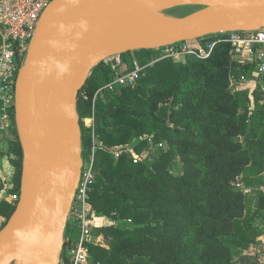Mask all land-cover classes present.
Returning a JSON list of instances; mask_svg holds the SVG:
<instances>
[{
  "label": "trees",
  "instance_id": "obj_1",
  "mask_svg": "<svg viewBox=\"0 0 264 264\" xmlns=\"http://www.w3.org/2000/svg\"><path fill=\"white\" fill-rule=\"evenodd\" d=\"M177 8L185 12L177 16L180 18L201 6ZM229 48V43L224 42L206 58L191 56L190 66L183 70L175 66L171 57L156 59L151 65H148L150 57L144 58L140 61L143 66L140 77L133 86H121L117 91L105 88L97 93L94 103L93 96L113 79V73L102 63L89 73L76 99L82 158L94 148V180L88 196V214L89 217H109L115 225L91 228L88 263L123 264L126 252H115L114 247L116 244L126 247L131 239L124 236L130 233L135 235L134 242L131 241L135 247L153 242L155 247L161 248L163 236L178 230L179 225L173 226L171 221L180 215L174 212L172 217L169 214L156 217L157 205L163 200L176 199L191 209L184 216V222L194 226L192 234L196 247L201 249L199 260L203 264L236 261L264 264L256 251H246L258 243L259 232L255 225L257 220L263 219L264 197L257 192L255 207H251L243 188L238 185L241 173L264 179V92L232 94L228 90V75L240 72L237 63L229 61ZM192 77L206 79V84L199 89L197 103H191L193 91L182 90ZM83 92L87 93L86 98ZM92 113L93 136L83 125L84 118ZM13 133L14 138L5 152L14 169L6 193L19 195L23 151L16 128ZM134 137L139 138L136 149L144 145L156 147L163 141L167 142L168 149L154 155L152 161L143 159L134 164L124 154L114 160L110 150ZM174 148H178L185 163L184 175H172L161 166L165 159L173 156ZM199 174L207 178L205 183L199 181ZM245 182L246 186L252 184L248 178ZM127 189L134 190L135 197L121 203L118 190ZM202 192L207 196L205 207L194 203ZM148 198L150 201L146 202ZM15 206L13 201H0V215L4 218L0 229ZM127 218L132 227L122 225ZM77 234V222L68 219L63 250ZM96 235H102V239H96ZM65 253L62 252V257ZM131 264L156 263L150 255L136 254ZM164 264L176 262L171 260Z\"/></svg>",
  "mask_w": 264,
  "mask_h": 264
},
{
  "label": "water",
  "instance_id": "obj_2",
  "mask_svg": "<svg viewBox=\"0 0 264 264\" xmlns=\"http://www.w3.org/2000/svg\"><path fill=\"white\" fill-rule=\"evenodd\" d=\"M172 1L201 8L167 23L140 20ZM263 27L264 0H52L15 84L21 183L0 229V264H58L83 162L76 99L95 66L114 54Z\"/></svg>",
  "mask_w": 264,
  "mask_h": 264
},
{
  "label": "built area",
  "instance_id": "obj_3",
  "mask_svg": "<svg viewBox=\"0 0 264 264\" xmlns=\"http://www.w3.org/2000/svg\"><path fill=\"white\" fill-rule=\"evenodd\" d=\"M51 1L0 0V125L14 119V93L17 76L26 59L39 20ZM224 42L229 43L239 63L255 70L258 88L264 91V27L244 31L217 32L200 38L173 42L154 50L162 51L157 60L176 58L180 55L206 58L212 54L218 44ZM102 63L113 70V79L104 87L99 88L98 92L105 88L112 90L121 86H133L143 69V66L140 67L136 60L130 67L123 66L122 54L106 57ZM118 68L121 69L117 71ZM148 142H151V138H148ZM156 146L162 147L163 143L159 142ZM124 151L123 146L112 149L116 157ZM93 161V157L89 160L83 159L79 182L68 214V219L70 217L77 222L78 234L66 246L65 257H62L61 253L58 264H88L87 243L91 238L88 196L94 180ZM18 199V194L12 195L15 205Z\"/></svg>",
  "mask_w": 264,
  "mask_h": 264
},
{
  "label": "rangeland",
  "instance_id": "obj_4",
  "mask_svg": "<svg viewBox=\"0 0 264 264\" xmlns=\"http://www.w3.org/2000/svg\"><path fill=\"white\" fill-rule=\"evenodd\" d=\"M168 4V5H167ZM183 5H190V6H200L197 4H191L189 2H183V1H172L169 3H164L162 5L153 7L151 9V12L148 14H145L143 17L140 18V20H143L147 22L148 24H160V23H167L170 21H173L185 14L184 11H179L177 7L183 6ZM156 11H155V10ZM177 12V13H176ZM188 12V11H187ZM155 16V17H154ZM162 51H156V50H135V51H129L124 54H122L123 58V66L130 67L132 62L136 60L139 63V66L141 67V60L144 58H149L150 57V62L148 65L153 64L154 60H156ZM229 57L230 62H235L237 63V68L240 69V72L237 73H230L228 75V90L232 94H236L239 92L244 91L245 93L251 94L253 91H261L258 87L259 84L256 79V72L253 68L243 65L239 63L238 57L235 55V53L229 48V51L227 53ZM192 55H180L176 58H173V61L175 63L176 67H179L180 69H184L187 66H190V59ZM198 59V58H196ZM104 66L108 67L104 63H102ZM23 65V64H22ZM110 69V68H109ZM121 68H118L120 70ZM111 70V69H110ZM113 70H111L112 72ZM191 71H194L192 69ZM107 84V83H106ZM105 84V85H106ZM206 84V79L205 78H200L196 80L195 77H192L190 81H188L182 88L184 92L186 91H193L194 92V98L191 100V103H197L199 101V89L203 85ZM104 85V86H105ZM103 86V87H104ZM119 87H116L112 89L111 91H117ZM102 91V90H101ZM100 92V91H99ZM98 91L95 93V95L92 98V101L94 103L95 96ZM264 92V91H261ZM83 97H87V93L83 92L82 93ZM84 129L86 130L87 133H91V135H94V113H92L90 116H87L84 118ZM143 137L145 136L144 134L142 135ZM149 136H146V139L148 141ZM97 141L98 140H94ZM139 143V138L134 137L128 142L124 143L122 146L124 147V155L126 156V159H131L133 163L135 164L137 161L145 160L147 159L148 161H152L154 159V155L157 156L158 153L165 151L168 149V144L166 141H163V146L162 147H149V146H139V148L136 149V145ZM118 147V146H117ZM149 147V148H148ZM160 148L162 150H160ZM159 149V150H158ZM111 156L113 157L114 160H117L118 157H116L112 150H110ZM172 157L169 159H165L163 164L161 165L163 169H166V171L172 175H184L186 173V166L180 155L178 154V148H174L172 152ZM194 156V155H193ZM94 158L93 154V149L91 153L87 154L85 158L86 160ZM192 173V172H191ZM196 173V171H195ZM248 173H241L240 174V179L238 185L243 188L244 194L248 197L247 204L251 207H255L256 201H257V192L262 193L264 197V179H260V177L256 176H247ZM248 178L251 180V185L246 186L245 179ZM199 181L202 183H205L207 181V178L203 177L201 174H199ZM253 181V182H252ZM121 193L122 200L121 203L125 200L131 201L135 197V192L134 190L127 189V190H118ZM207 196L205 193H201L197 197H195L194 203L197 204V206H204L206 204ZM146 202L150 201L149 198L145 200ZM205 210V209H202ZM262 210V209H261ZM191 209L189 206L185 205L181 200H169V201H161L157 205L156 209V217H158L161 214H166L170 217H172V213L177 212L179 215H183V217H178L176 220H172L171 224L176 226L177 224L179 225V228L177 231H175L172 234H166L164 235V243L161 248H157L154 246L153 242H143L142 245L139 247L136 245V247L132 244L135 239V235L133 233L126 234L124 238L131 239L130 244L126 242V247L124 246H118L117 244L114 247V251H120L123 250L127 254V259L123 264H131V260L136 254H141V255H150L153 260L155 261L156 264H164L165 262L175 260L176 264H203L199 260V254L201 249H198L195 245V236L192 234V229H194V226L192 223L186 224L184 222V216L186 215L187 212H190ZM263 215V219H259L256 221V228L259 232V236L261 233L263 234L264 232V210L261 212ZM69 219H71L69 217ZM122 225L132 227L133 224L130 223V219L127 218L122 222ZM130 223V224H129ZM115 225V221H113L109 217H98V216H90V226L92 229L100 228L103 226L107 225ZM1 226V223H0ZM120 226V225H119ZM197 229V227L195 226ZM170 233V232H169ZM96 239H102V235H96ZM102 242V241H101ZM134 246V248L131 250L130 247ZM256 248L258 249L257 246H250L246 251H249L252 253L253 251H257ZM262 248L261 246L259 249ZM63 250L62 252H64ZM244 251V252H246ZM264 252L263 249H260V261L264 263V258L262 257V253ZM182 259L180 262L179 260ZM184 260V261H183ZM90 264V263H88ZM233 264H241L240 261H236Z\"/></svg>",
  "mask_w": 264,
  "mask_h": 264
},
{
  "label": "crops",
  "instance_id": "obj_5",
  "mask_svg": "<svg viewBox=\"0 0 264 264\" xmlns=\"http://www.w3.org/2000/svg\"><path fill=\"white\" fill-rule=\"evenodd\" d=\"M15 128V119H10L8 122L0 125V201L5 200L9 203L12 202V194H7L6 190L8 189L9 183L12 179L14 169L9 163L8 156L5 152L9 147L10 141L14 138L13 131ZM3 220L4 218L0 215V223ZM254 246L258 247V249L256 248L258 252H260V249L264 250V232L258 237V243ZM260 246L262 248L259 249ZM258 256L260 257V253H258ZM262 257L264 258V252L262 253Z\"/></svg>",
  "mask_w": 264,
  "mask_h": 264
},
{
  "label": "bare ground",
  "instance_id": "obj_6",
  "mask_svg": "<svg viewBox=\"0 0 264 264\" xmlns=\"http://www.w3.org/2000/svg\"><path fill=\"white\" fill-rule=\"evenodd\" d=\"M169 3V2H168ZM166 4V3H165ZM162 5V4H161ZM168 5V4H167ZM159 7H161V6H159ZM152 9V8H151ZM151 9L149 10V12L148 13H150L151 12ZM155 10V9H154ZM156 11V10H155ZM146 14H148L147 12H145ZM155 17V16H154Z\"/></svg>",
  "mask_w": 264,
  "mask_h": 264
}]
</instances>
